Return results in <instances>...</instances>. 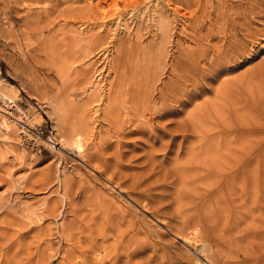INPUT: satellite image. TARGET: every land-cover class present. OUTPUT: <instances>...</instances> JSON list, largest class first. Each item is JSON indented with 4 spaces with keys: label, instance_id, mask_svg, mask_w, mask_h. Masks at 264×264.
<instances>
[{
    "label": "rangeland",
    "instance_id": "1",
    "mask_svg": "<svg viewBox=\"0 0 264 264\" xmlns=\"http://www.w3.org/2000/svg\"><path fill=\"white\" fill-rule=\"evenodd\" d=\"M100 2L0 0V264H264V0ZM178 126L231 153L186 168ZM198 214L206 248L179 232Z\"/></svg>",
    "mask_w": 264,
    "mask_h": 264
},
{
    "label": "bare ground",
    "instance_id": "2",
    "mask_svg": "<svg viewBox=\"0 0 264 264\" xmlns=\"http://www.w3.org/2000/svg\"><path fill=\"white\" fill-rule=\"evenodd\" d=\"M101 2L99 3L100 5H99V7H104V4L105 3H107V0H100ZM257 3H259V1L257 2ZM262 5H263V2L261 3ZM234 5V4H233ZM261 6V5H260ZM105 21H106V18H103V25L102 26H104V24H105ZM101 26V27H102ZM246 27V26H245ZM234 29V28H233ZM217 65V64H216ZM215 65V66H216ZM218 70V69H217ZM216 71V70H215ZM214 72V71H213ZM217 74V73H216ZM213 75H214V73H213ZM212 78V77H211ZM97 82H98V80H97ZM97 82H92V81H90V83H91V85H93V88L94 87H96V85H97ZM226 84V83H225ZM88 85V84H87ZM227 85V84H226ZM262 86V85H261ZM260 86V87H261ZM231 87V86H230ZM90 88H92V87H90ZM233 88V87H232ZM252 89V88H251ZM250 89V90H251ZM258 89H261V88H258ZM230 90V89H229ZM249 90V91H250ZM263 90V89H262ZM262 90H259V92H261ZM201 91V90H200ZM232 91V90H231ZM230 91V92H231ZM248 91V92H249ZM233 92H236V91H233ZM253 92V91H252ZM147 93V92H146ZM238 93V92H237ZM250 93V92H249ZM262 93V92H261ZM195 94H197V93H195ZM200 94V93H199ZM221 94V96H222V93H220ZM227 94V93H226ZM256 94H258V93H256ZM255 94V92L254 93H252V95L253 96H255L256 95ZM147 95V94H146ZM233 95V94H232ZM259 95H262V94H258V96ZM244 96V95H243ZM251 97L250 96V94H249V97H251V99L252 98H254V97ZM258 96L257 97H255V99L256 98H258ZM238 97V96H237ZM247 97V96H246ZM249 97H248V99H249ZM261 97V96H260ZM262 97H264V96H262ZM259 98L258 100H255L254 101V104H253V106L256 108V109H261V108H264V98ZM109 99V98H108ZM247 99V100H248ZM253 100V99H252ZM97 101V99L94 101V102H96ZM141 101V100H140ZM162 101V108H163V110L161 111V112H159V117H168L169 116V114H171V109H169L168 108V106H167V103L165 102V100H161ZM243 101H245V100H243ZM99 102H100V100H99ZM145 102V101H144ZM234 103V102H233ZM243 103V102H242ZM242 103H239V105L240 104H242ZM148 104V103H147ZM216 104V103H215ZM235 104V103H234ZM179 105V104H178ZM237 105H238V103H237ZM216 106V105H215ZM235 106V105H234ZM181 107V106H180ZM108 109V108H107ZM213 109V108H212ZM218 109V108H217ZM242 110H244L243 108H241ZM238 110V109H237ZM239 110H240V108H239ZM262 110V109H261ZM109 113H112V111H113V109H112V107H109ZM213 111V110H212ZM220 111V110H219ZM93 112H95V110L93 111ZM96 112H98V111H96ZM175 112L176 113H180V110H175ZM200 112H202V111H200ZM217 112V111H216ZM239 112V111H238ZM82 113H83V111H81V112H79L78 111V114L79 115H77V119H76V122L75 123H73L74 125H77V126H84V125H87L86 123H85V121L81 118V115H82ZM206 113V112H205ZM235 113H237V111L235 112ZM248 113V112H247ZM154 115H157L155 112L153 113ZM12 115V114H11ZM238 115V114H237ZM237 115H236V117H237ZM1 116V115H0ZM143 116V115H142ZM152 116V115H151ZM205 116H207V114L205 115ZM5 117V116H4ZM4 117H1L0 118V123L2 124V126H1V124H0V126L1 127H3L6 131H12V130H14L13 129V125H14V123L18 126V125H20L19 123H20V120H18V119H15L14 121H10V120H8V119H6V118H4ZM158 117V116H157ZM153 118H154V116H153ZM14 119V118H13ZM13 119H11V120H13ZM152 119V118H151ZM150 119V120H151ZM155 119V118H154ZM22 120V119H21ZM148 120V119H147ZM244 120V119H243ZM12 122H14L13 123V125H12ZM196 122H197V120H196ZM200 122V121H199ZM198 122V123H199ZM230 122V121H229ZM126 123V122H125ZM124 123V124H125ZM129 123V122H128ZM192 123V122H191ZM147 124V123H146ZM200 124V123H199ZM244 124V123H243ZM130 125L132 126V125H136V123L135 122H131L130 123ZM129 125V126H130ZM165 125V124H164ZM183 125H184V123H183ZM229 125H232L231 124V122H230V124ZM241 125V124H240ZM248 125V124H247ZM137 126V125H136ZM161 126V125H160ZM233 126V125H232ZM244 126H245V124H244ZM2 128V129H3ZM81 128L82 127H80V129L78 128H76V129H74V130H72L71 129V136H69V142L67 141V145H70L71 147H73L78 153H80V152H83V147H84V140H85V135H83L82 133H80L82 130H81ZM208 127H206L205 129H202V128H200V127H198V126H196V127H193V129H190V128H188V127H186V126H178L176 129H174V131H172L171 132V134H169L168 136L170 137V140H169V142L165 145V144H162L163 145V147H162V150L163 151H165L164 152V154H165V156L167 157L168 155H170V154H172V153H174L175 154V156L176 157H179L182 153H185V152H189L188 154H190V158L188 159V161H187V164H188V166L186 167V168H188V169H193V170H197V165L195 164V163H200V165H202V166H204V163L206 164L207 163V165L209 164L207 161H208V159L209 158H212L213 160H215V157L217 158V157H219V155H220V152L221 151H223V149L224 150H227V151H230V152H228V153H231V146H232V143L231 142H229V140L227 141L226 139H225V142H223V141H217L219 138H218V136L217 135H223V136H225L226 135V132L224 131V130H220V129H218V128H215V127H212V128H209V129H207ZM151 129H152V127H151ZM79 130V131H78ZM85 130V129H84ZM165 130V129H164ZM136 131V130H135ZM144 131V130H143ZM142 131V132H143ZM149 131V130H148ZM154 130H151L148 134H150L149 135V137H151V134H152V132H153ZM8 132V133H9ZM19 132H21V131H19ZM25 133V132H24ZM14 134V133H13ZM135 134V133H134ZM167 133L165 132V131H163V134L162 135H166ZM228 135H230V134H228ZM228 135H226V136H228ZM9 136V135H8ZM217 136V137H216ZM227 138V137H226ZM151 139V138H150ZM152 139H154V140H156V139H161V138H159V136H157V135H154V136H152ZM223 139H224V137H223ZM66 143V142H65ZM158 143V142H157ZM187 150V151H186ZM185 151V152H184ZM224 152V151H223ZM225 153H227L226 151H225ZM187 154V153H186ZM188 156V155H187ZM228 156H229V154H228ZM231 156V155H230ZM229 156V157H230ZM226 157V156H225ZM224 157V161H225V158ZM211 159V160H212ZM212 160V161H213ZM218 161V160H217ZM202 163V164H201ZM211 165L213 164V163H210ZM217 164V163H216ZM245 164V163H244ZM184 166H186V165H184ZM229 167H228V169L231 171V164H229L228 165ZM215 168V167H214ZM216 168H217V165H216ZM182 169H183V167H182ZM182 169H180V173L182 174V178L183 179H185V177H184V172L186 171L187 172V170H182ZM199 169V168H198ZM209 169V168H208ZM228 169H226V170H228ZM244 169V168H243ZM184 171V172H183ZM190 171V170H189ZM205 171V170H204ZM230 171H228V172H230ZM208 172H211V170L210 171H208ZM218 172V171H217ZM246 171H244V173H245ZM224 173V172H223ZM222 173V174H223ZM227 173V172H226ZM214 174H208V178L206 177V179H209L210 180V184H209V188L206 190L207 192H211V193H213L216 189V187L218 186V185H220L219 184V181H217V178L215 177L214 178V176H213ZM213 176V177H212ZM212 177V178H211ZM221 177V176H220ZM223 179H224V181H225V185L227 186V185H230L231 183H233L232 181L234 180V177L232 176V174H225L223 177H222ZM221 178V179H222ZM221 186V185H220ZM219 187V186H218ZM206 189V188H205ZM204 190V189H203ZM192 194V193H191ZM198 194V193H197ZM207 195V194H206ZM205 196V195H204ZM201 199V198H200ZM206 200L208 201V199L206 198ZM198 201H200V200H198ZM196 203V202H195ZM202 204H204V203H202ZM206 204V203H205ZM204 208V207H203ZM192 211V210H191ZM196 211V210H195ZM193 213H194V211H192ZM190 213V212H189ZM206 214H198V215H196V216H194V217H189V218H183V226L180 228L181 229V231H179V232H183L182 234H181V236L184 234V233H186V235L187 236H184V237H182V239L184 240V242L185 243H187L188 245H191L192 246V244H194V243H198V241H203L204 242V246H203V248L205 247H207L208 246V241H209V239L212 237L211 235H212V233H214V231H213V229H212V226H210V231L209 230H207V225L209 226V221H207L208 219H207V216H205ZM187 216V215H186ZM190 216H192V215H190ZM219 220V219H218ZM188 233V234H187ZM179 234V233H178ZM179 234V235H180ZM185 235V234H184ZM3 237V236H2ZM4 238V237H3ZM7 238V237H6ZM5 238V239H6ZM9 240V239H8ZM2 243V242H1ZM5 243V242H4ZM14 245H18V243H12L11 245H8V247L6 248L7 250H6V252H8L10 249L12 250V247L14 246ZM14 248V247H13ZM0 249H1V247H0ZM5 249V248H4ZM3 249V250H4ZM15 249V248H14ZM5 251V250H4ZM203 251H204V249H203ZM9 254V253H8ZM6 255V254H5ZM4 257V256H3ZM8 259V258H7ZM6 260V259H5ZM32 261V260H31ZM30 262V261H29ZM34 262V261H33ZM3 263V262H2ZM6 263V262H5ZM6 264H13V263H10V262H7ZM27 264V263H26Z\"/></svg>",
    "mask_w": 264,
    "mask_h": 264
}]
</instances>
